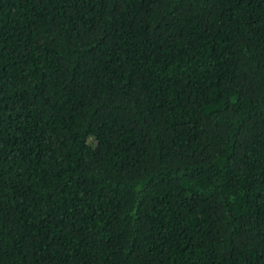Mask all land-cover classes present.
I'll use <instances>...</instances> for the list:
<instances>
[{
  "label": "trees",
  "instance_id": "16d2710c",
  "mask_svg": "<svg viewBox=\"0 0 264 264\" xmlns=\"http://www.w3.org/2000/svg\"><path fill=\"white\" fill-rule=\"evenodd\" d=\"M0 264H264V0H0Z\"/></svg>",
  "mask_w": 264,
  "mask_h": 264
}]
</instances>
